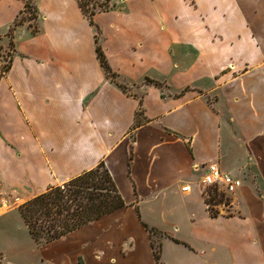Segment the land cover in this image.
<instances>
[{
    "label": "crops",
    "instance_id": "obj_1",
    "mask_svg": "<svg viewBox=\"0 0 264 264\" xmlns=\"http://www.w3.org/2000/svg\"><path fill=\"white\" fill-rule=\"evenodd\" d=\"M30 1L36 24L14 27ZM111 5L97 29L76 0H0V45H13L4 75L0 57V226L104 162L127 207L35 244L43 264H156L142 222L160 232V264H264V0ZM214 163L242 181L234 215L206 204Z\"/></svg>",
    "mask_w": 264,
    "mask_h": 264
},
{
    "label": "trees",
    "instance_id": "obj_2",
    "mask_svg": "<svg viewBox=\"0 0 264 264\" xmlns=\"http://www.w3.org/2000/svg\"><path fill=\"white\" fill-rule=\"evenodd\" d=\"M76 1L89 23L97 29L94 20L95 15L108 12L112 7V0H105V3L99 4L98 8L93 6L92 9L88 8V2H85V0ZM27 11L33 16V19L36 18L31 1L27 3ZM20 24H22V21L18 18L14 27ZM96 43V53L100 64L106 76L115 82L117 73L109 65L104 51L99 45L98 35ZM11 63L12 55L9 54V60L5 59V64L2 66V75L10 70ZM146 82L161 87L159 82L150 79H146ZM119 87L125 89L123 86L119 85ZM140 123L139 115H137L134 128L139 126ZM207 195L205 201L208 209L213 217H217L219 212L214 210L213 205L226 202V196L216 188H210ZM125 207H127V204L110 171L105 163L101 162L95 168L85 171L63 185L51 187L45 193L29 200L19 207V212L31 238L37 246L42 247ZM136 212L139 219L142 220L138 207H136ZM142 223L150 234L155 262L160 264L162 246L160 244L156 245L153 240L160 232L156 228H151L146 223ZM174 241L180 243L179 240L174 239Z\"/></svg>",
    "mask_w": 264,
    "mask_h": 264
},
{
    "label": "rangeland",
    "instance_id": "obj_3",
    "mask_svg": "<svg viewBox=\"0 0 264 264\" xmlns=\"http://www.w3.org/2000/svg\"><path fill=\"white\" fill-rule=\"evenodd\" d=\"M85 2H88V8L92 9L93 6L98 8V5L105 3V0H85ZM19 19L22 23L31 21V24H36L35 21L32 20L33 16L30 15L29 11H27L25 15L20 16ZM12 51V44H9L7 50H3V47L0 45V57L3 64H5V59L9 60V54L12 55ZM203 195L206 197L205 194ZM233 198V195L226 197L227 204L224 202L220 205H213L214 210L227 216L236 214V209L232 207ZM10 207L12 208L13 206ZM1 218H6V222L0 226V264H43L40 248L35 245L20 213L18 211H13ZM153 240L155 244L158 245L157 236H155ZM61 249L66 250L64 247ZM67 249L74 251V249L70 247H67ZM129 249L130 243H124L122 251L125 253ZM145 257L148 258V255L145 254ZM51 262L55 264L63 263L61 259L54 257ZM147 264H149V262Z\"/></svg>",
    "mask_w": 264,
    "mask_h": 264
},
{
    "label": "built area",
    "instance_id": "obj_4",
    "mask_svg": "<svg viewBox=\"0 0 264 264\" xmlns=\"http://www.w3.org/2000/svg\"><path fill=\"white\" fill-rule=\"evenodd\" d=\"M241 187L242 181L240 179L234 178L231 174L222 171L216 163L207 166V171L200 182V188L206 196H208L207 191L210 188L218 189V191L223 192L226 197L231 195L234 196ZM190 191V184L182 187L183 193H188ZM1 210L2 208L0 206V216L2 215Z\"/></svg>",
    "mask_w": 264,
    "mask_h": 264
},
{
    "label": "bare ground",
    "instance_id": "obj_5",
    "mask_svg": "<svg viewBox=\"0 0 264 264\" xmlns=\"http://www.w3.org/2000/svg\"><path fill=\"white\" fill-rule=\"evenodd\" d=\"M1 213H3V211L1 210Z\"/></svg>",
    "mask_w": 264,
    "mask_h": 264
}]
</instances>
